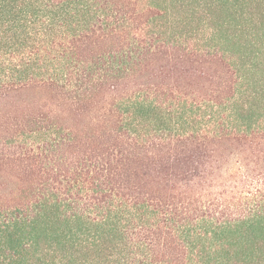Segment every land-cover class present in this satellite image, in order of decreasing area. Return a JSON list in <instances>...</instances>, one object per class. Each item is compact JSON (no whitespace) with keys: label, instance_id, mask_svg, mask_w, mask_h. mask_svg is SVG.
<instances>
[{"label":"trees","instance_id":"1","mask_svg":"<svg viewBox=\"0 0 264 264\" xmlns=\"http://www.w3.org/2000/svg\"><path fill=\"white\" fill-rule=\"evenodd\" d=\"M0 264H264V0H0Z\"/></svg>","mask_w":264,"mask_h":264}]
</instances>
